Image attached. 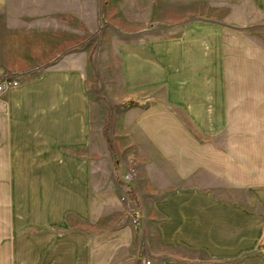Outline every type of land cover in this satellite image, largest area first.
Segmentation results:
<instances>
[{"label": "crops", "instance_id": "0c3cea01", "mask_svg": "<svg viewBox=\"0 0 264 264\" xmlns=\"http://www.w3.org/2000/svg\"><path fill=\"white\" fill-rule=\"evenodd\" d=\"M2 77L0 264H264V0H0Z\"/></svg>", "mask_w": 264, "mask_h": 264}, {"label": "rangeland", "instance_id": "374dc122", "mask_svg": "<svg viewBox=\"0 0 264 264\" xmlns=\"http://www.w3.org/2000/svg\"><path fill=\"white\" fill-rule=\"evenodd\" d=\"M95 44H97V39L95 40ZM95 73H96V71H95ZM98 82H99V78H97L96 83L95 84L93 83V86H92V93H93V95H96V96H98L99 94L103 93V90L100 89ZM233 138H234V135H232V139ZM243 138H244V134H237L235 136V139H236L237 142L238 141H242L243 142ZM230 139L231 138H229V135H228L227 131H225V133L221 134L219 136V138H218V141L220 143L219 158H220L221 164L226 163V161H227L228 142H229ZM220 172H221V174H220L219 182L213 180L214 178H213V176L211 175L210 172L204 171V172H202V173H200L199 175L196 176L197 180L195 181V184L196 185H200V186H209V187L210 186L212 187L213 185L214 186L216 185V187H217V185H219L220 191L222 192L223 189H224V184L226 183V182L223 181V178L226 177L227 166L226 165H221ZM134 211H138V210L135 209V210L132 211V213ZM132 213H131V215H132ZM140 214H141V212H140ZM141 221H142V216H141ZM141 221H140V224H139L138 227H135L133 225L132 221H131V225H132L133 230L136 231V230H138L140 228Z\"/></svg>", "mask_w": 264, "mask_h": 264}, {"label": "built area", "instance_id": "2783aa9c", "mask_svg": "<svg viewBox=\"0 0 264 264\" xmlns=\"http://www.w3.org/2000/svg\"><path fill=\"white\" fill-rule=\"evenodd\" d=\"M18 81L14 78L2 77L0 78V91L5 90L9 86H14ZM131 221L135 227H138L141 221V214L139 211H134L131 215Z\"/></svg>", "mask_w": 264, "mask_h": 264}, {"label": "trees", "instance_id": "16d2710c", "mask_svg": "<svg viewBox=\"0 0 264 264\" xmlns=\"http://www.w3.org/2000/svg\"><path fill=\"white\" fill-rule=\"evenodd\" d=\"M132 198V197H131Z\"/></svg>", "mask_w": 264, "mask_h": 264}]
</instances>
